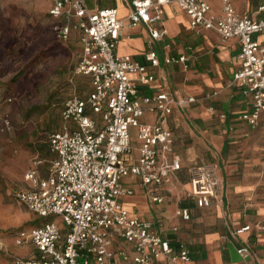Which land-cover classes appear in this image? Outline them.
I'll use <instances>...</instances> for the list:
<instances>
[{"label": "built area", "instance_id": "1", "mask_svg": "<svg viewBox=\"0 0 264 264\" xmlns=\"http://www.w3.org/2000/svg\"><path fill=\"white\" fill-rule=\"evenodd\" d=\"M129 3V23H144L149 28L145 59L150 66L160 63L152 42L167 34L161 19L164 5L169 3H176L185 12L189 28L195 32L212 29L221 40L238 38L239 66L232 83L239 86L247 106L239 116L252 127L257 125L260 115H264V0H259L252 12L237 11L231 0H221L219 15L210 12L207 0ZM49 13L63 19L56 29L62 39L68 37L71 28L79 30L81 54L74 74L88 76L91 89L84 96L72 94L65 99L60 113L62 127L48 137L50 150L55 154L48 175L40 177L37 169L31 167L24 175L29 186L16 192L17 199L41 220L16 234L17 244L29 241L37 253L32 257H15L14 263L155 264L166 259L170 264H193L184 242L171 245L150 220L130 213L122 197L133 194V189L123 184V178L131 175L145 188L155 185L171 191L170 183L181 166V158L172 151L173 135L162 121L174 106H184L195 98L164 91L139 93V85L150 83L154 75L145 63L115 53L122 27L115 7L90 11L84 0H51ZM187 58L180 54L166 56L164 61L185 62ZM11 100L10 96H2L0 86V133L12 127L4 108ZM146 110L157 112L159 120L143 122ZM132 129L139 140L138 156L127 162L123 154L131 150ZM188 173L190 187L185 190L186 199L197 206H207L219 196L217 162L194 165ZM148 190L151 200L163 201L162 195ZM176 213L184 220L190 217L186 206H178ZM258 227L264 229V225ZM250 228L246 224L234 232ZM117 239L130 248H114ZM4 249L0 240V251ZM237 252L248 255V245L240 246Z\"/></svg>", "mask_w": 264, "mask_h": 264}, {"label": "crops", "instance_id": "2", "mask_svg": "<svg viewBox=\"0 0 264 264\" xmlns=\"http://www.w3.org/2000/svg\"><path fill=\"white\" fill-rule=\"evenodd\" d=\"M84 1L90 11L104 7L117 9L122 27L115 53L145 63L154 75L150 83L139 85L140 94L164 91L178 97L195 98L184 106H174L162 121L172 132V151L181 158V166L170 183L171 191L155 185L145 188L136 176H126L123 184L132 188L133 194L122 197L124 206L130 213L150 220L159 233L169 238L171 245L184 242L193 264H264V229L258 227L264 225V115H260L254 127L239 116L247 106L243 104L239 86L232 83L233 73L239 66L238 38L221 40L212 29L195 32L189 28L185 12L176 3H169L164 5L161 19L167 34L152 42L160 63L150 66L145 59L149 50V28L144 23L135 26L129 23L130 0ZM207 2L210 12L219 15L221 9L215 11L212 0ZM231 2L237 11L252 12L259 0ZM73 34L80 45L79 30L71 29L70 37ZM180 54L187 55L185 62L164 61L166 56ZM94 117L98 119L99 115ZM158 120L157 112L144 111L143 122ZM132 131L131 150L123 154L127 162L138 156L139 140L135 130ZM48 149L53 159L55 154L49 142ZM52 159L47 167L41 165L42 160H35L34 167L40 177L48 175ZM209 162L219 165L221 189L209 205L197 206L193 200L185 198V190L190 187L188 169ZM26 183L25 188L29 186ZM148 188L162 195L163 201L151 200ZM178 206L188 207L189 219L184 220L176 213ZM35 217L34 224H37L41 219ZM246 224L251 226L250 230L234 232ZM18 245L21 246L15 249L20 255L16 257H32L37 253L29 241ZM242 245L249 247L246 256L237 252ZM113 247L129 249L130 245L117 239ZM155 264L170 262L159 259Z\"/></svg>", "mask_w": 264, "mask_h": 264}, {"label": "rangeland", "instance_id": "3", "mask_svg": "<svg viewBox=\"0 0 264 264\" xmlns=\"http://www.w3.org/2000/svg\"><path fill=\"white\" fill-rule=\"evenodd\" d=\"M50 2L0 0V86L1 94L12 98L4 104L12 127L0 133V240L6 248L0 264H14L20 255L15 248L21 246L17 232L37 221L16 197L27 186L25 173L38 160L49 165L48 136L62 127L64 100L90 89L88 76L73 75L80 45L74 34L66 41L58 37L59 20L49 13ZM212 4L221 9L219 0Z\"/></svg>", "mask_w": 264, "mask_h": 264}, {"label": "trees", "instance_id": "4", "mask_svg": "<svg viewBox=\"0 0 264 264\" xmlns=\"http://www.w3.org/2000/svg\"><path fill=\"white\" fill-rule=\"evenodd\" d=\"M61 20H63V19H61ZM71 29H73V28H71ZM77 30V29H76ZM59 37V36H58ZM61 40H64V41H66V40H69L70 39V33H69V35H68V37L66 38V39H62L61 37H59ZM81 46V45H80ZM78 61V60H77ZM77 63V62H76ZM76 63H75V65H76ZM75 65H74V67H75ZM18 75V74H17ZM17 75H15L13 78H12V80H15L17 77ZM73 75H82V74H74V68H73ZM83 76H85V75H83ZM2 96H8V95H5V93L4 94H2ZM65 101V100H64ZM64 103V102H63ZM63 107V106H62ZM62 110V109H61ZM61 113V112H60Z\"/></svg>", "mask_w": 264, "mask_h": 264}]
</instances>
